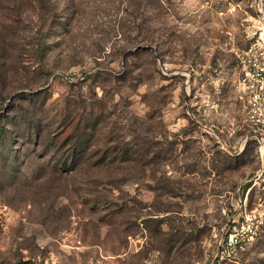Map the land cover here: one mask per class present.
Segmentation results:
<instances>
[{
	"label": "rangeland",
	"instance_id": "1",
	"mask_svg": "<svg viewBox=\"0 0 264 264\" xmlns=\"http://www.w3.org/2000/svg\"><path fill=\"white\" fill-rule=\"evenodd\" d=\"M249 2L0 0V264H264Z\"/></svg>",
	"mask_w": 264,
	"mask_h": 264
},
{
	"label": "built area",
	"instance_id": "2",
	"mask_svg": "<svg viewBox=\"0 0 264 264\" xmlns=\"http://www.w3.org/2000/svg\"><path fill=\"white\" fill-rule=\"evenodd\" d=\"M249 5L252 13L245 31V44L233 49L235 97L240 104L247 138L264 148V2L250 0ZM62 77L68 79L67 75ZM257 222L255 214L245 213L229 224L220 244L223 250L231 253L243 248L255 233Z\"/></svg>",
	"mask_w": 264,
	"mask_h": 264
},
{
	"label": "trees",
	"instance_id": "3",
	"mask_svg": "<svg viewBox=\"0 0 264 264\" xmlns=\"http://www.w3.org/2000/svg\"><path fill=\"white\" fill-rule=\"evenodd\" d=\"M4 129V127L2 126V124L0 123V135H2L3 133H2V130ZM6 141H7V136L5 135V137L4 136H2L1 138H0V145H1V147L2 148H6ZM75 145V144H74ZM78 144H76L75 145V148H77L78 146H77ZM11 162H13V160L11 161ZM63 162H65V161H63Z\"/></svg>",
	"mask_w": 264,
	"mask_h": 264
},
{
	"label": "bare ground",
	"instance_id": "4",
	"mask_svg": "<svg viewBox=\"0 0 264 264\" xmlns=\"http://www.w3.org/2000/svg\"><path fill=\"white\" fill-rule=\"evenodd\" d=\"M259 153H260L261 156H262L263 153H264V148H263L262 146L259 148Z\"/></svg>",
	"mask_w": 264,
	"mask_h": 264
}]
</instances>
